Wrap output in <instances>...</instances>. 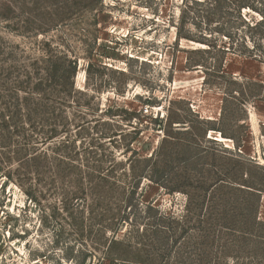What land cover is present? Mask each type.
Listing matches in <instances>:
<instances>
[{"label": "rangeland", "instance_id": "1", "mask_svg": "<svg viewBox=\"0 0 264 264\" xmlns=\"http://www.w3.org/2000/svg\"><path fill=\"white\" fill-rule=\"evenodd\" d=\"M210 13L204 0H0V264H264V233H240L255 199L236 190H264V22ZM64 58L70 90L46 80ZM34 72L40 96L21 91ZM25 97L49 114L31 101L28 116ZM207 207L231 216L211 222Z\"/></svg>", "mask_w": 264, "mask_h": 264}, {"label": "trees", "instance_id": "2", "mask_svg": "<svg viewBox=\"0 0 264 264\" xmlns=\"http://www.w3.org/2000/svg\"><path fill=\"white\" fill-rule=\"evenodd\" d=\"M204 2H207V6L209 8V12L211 16L215 17L218 16L220 19L222 14H226V16L231 17V18H235V19H240V12L243 9H247V10H251L253 12H256L258 15H260L262 17V20L260 22H257L252 28H258L259 26H261V24L264 22V12H263V6H264V0H235V1H231L227 2L226 0H204ZM196 3V2H195ZM262 8V9H261ZM209 21V20H208ZM219 21V20H218ZM217 21V22H218ZM210 22V21H209ZM217 33H221L220 30H218ZM226 37H228L230 39V36H228V34H226ZM181 39H185V40H191V38H189L188 36H184L183 34H181L180 31H178L176 33V40L180 41ZM230 51H233L232 53L235 52L236 55L238 56H245L246 52L242 47L238 50L233 49L232 47L230 48ZM64 63H60L58 64V69L55 70L51 75V71L49 70L48 72V78L46 80H51L54 81V86H58L60 87V89L65 88V82L69 81L70 85H69V90L72 89L73 85H72V80L76 74L77 71V63L75 60H70V59H63ZM197 66H201L199 64H194V65H190L188 63V67L190 68H194ZM202 67V66H201ZM27 81L29 85H32V88H28L29 90H26V88H24V90H21L24 93H27V95L29 96H40L41 93L44 92V90H42V83H44L43 78L39 77L38 72H34V74L32 75V77L27 76ZM32 81H36V82H32ZM46 82V81H45ZM27 83V82H26ZM61 91L59 92L60 95ZM62 94V93H61ZM70 94V93H69ZM65 97H67L65 94L63 95ZM45 99V97H43ZM24 102L21 104L24 109L22 108V110H24L27 115L29 116L30 114H36L38 111L37 109L30 110L27 108V106L29 105V103H31V101L34 102L33 98H23ZM35 105L41 109V112L49 114V112L47 111L49 109V107L47 106V104H45L43 102V99L40 98L38 99L36 102H34ZM29 121V120H28ZM142 131V129H135V132H140ZM55 129L54 128H50V130L45 133V135H42L44 138V141H50L51 139H53L54 135H55ZM138 133H136L138 135ZM116 134L111 133V134H104L103 136L101 135L100 138L103 139H108L109 142L113 141L115 139ZM137 139V136L135 138H133L132 142L135 141ZM236 180H234L232 182V184L235 185ZM247 189H236L238 191H243L245 190V193H247L249 196H251V198L255 199V207H248V208H244L243 212H241L240 216L244 217L245 220V228L244 230L240 231V233L243 236V239L245 240V242H247L249 245H252L253 243H256L257 241L263 239L261 236L263 235L264 232L261 231L260 228H264V222H261L258 220L257 218V213H258V202H259V198L260 196L264 193V190L260 189V188H255L254 186H251V184L248 185H244ZM205 211H208L207 213V218L209 221L213 222L216 221L217 218H219L218 220H227V216L230 217L231 215L228 214L227 212L223 211L222 213H220L218 210L216 211L215 208H211L209 209V207H207L206 209L204 208ZM216 211V216L213 217V212ZM220 215V216H219ZM250 219H249V218ZM233 219V218H232ZM234 221V220H233ZM81 264H83V261L81 262Z\"/></svg>", "mask_w": 264, "mask_h": 264}]
</instances>
